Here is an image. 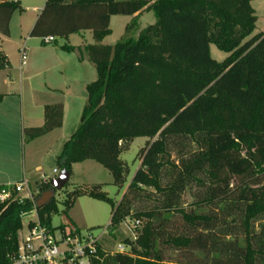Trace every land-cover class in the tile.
Returning a JSON list of instances; mask_svg holds the SVG:
<instances>
[{"label": "trees", "instance_id": "16d2710c", "mask_svg": "<svg viewBox=\"0 0 264 264\" xmlns=\"http://www.w3.org/2000/svg\"><path fill=\"white\" fill-rule=\"evenodd\" d=\"M253 1L47 0L32 38L68 39L92 31L97 42L86 52L98 78L87 87L81 125L58 156L59 168L73 176L75 164L94 161L124 188L131 171L121 156L137 138L152 140L140 151L141 167L117 206L101 186L68 194L67 209L84 195L111 204L113 231L133 215L143 225L135 241H126L130 253L94 264H264V34L250 38L258 22ZM147 9L157 21L137 38L99 44L111 35L113 17ZM19 10V1L1 0L3 36H10ZM211 45L229 57L215 61ZM10 67L0 52V70ZM4 99L0 95V105ZM44 119L42 127L26 131L31 141L63 127V105L46 106ZM187 144L194 151L185 150ZM175 147L181 148L176 162ZM169 169L172 180L164 186ZM51 181L33 199L0 203V264H11L18 254L23 219L34 212L51 232L66 229L52 227L56 199L36 207ZM193 185L200 194L187 211L182 200ZM6 189L1 186L0 193ZM147 189L160 194L158 205L133 214L130 196ZM176 215L184 223L180 233L171 232ZM168 249L178 252L180 262L167 260Z\"/></svg>", "mask_w": 264, "mask_h": 264}, {"label": "rangeland", "instance_id": "374dc122", "mask_svg": "<svg viewBox=\"0 0 264 264\" xmlns=\"http://www.w3.org/2000/svg\"><path fill=\"white\" fill-rule=\"evenodd\" d=\"M19 1L21 10L17 11L12 18L10 26L11 38L3 45L6 51L11 54V60L15 66V70L12 71L15 84L14 87L10 89L14 95L7 98L4 105L0 107V182H6V179L13 182H23L26 179L29 183L30 191L25 189L24 192L20 194L21 197H24L28 196L30 193H32L33 196L37 195L42 183L51 181L60 175L62 170L57 164L58 156L62 153L63 144L70 140L72 135L79 129L82 111L74 108V112L67 115L64 129L56 132L51 138L36 139L35 141L29 139L28 133L26 132L27 130L43 126L42 123L34 120L31 121V116H38L39 108L34 109L28 102L31 89H37L36 87L39 86L40 79L37 78L27 82L25 86L27 102L25 103V109L22 111L21 99L19 96L21 76L26 74L31 75L35 72L32 70L29 71V68L26 66L21 69L20 49L25 40L30 39V30L37 18L35 9L42 8L45 0ZM150 1L153 4L158 0ZM252 7L255 11V16L258 18V22L256 24V30L250 38L259 34H264V0L253 1ZM156 21L157 19L150 9L142 13L139 21L140 24H137L138 21L135 20L128 28L127 25L129 20L126 16H115L113 17L111 25L112 33L106 38L105 44L108 46H115L118 42L125 41L132 37L137 38L142 30L150 25H154ZM141 25L144 27L143 29ZM65 45H70V42L65 39H57L56 43L49 46L47 50H44L45 48H42L41 41L33 39L31 42L26 43L28 58L30 60L32 50L36 51L39 47H41V52L45 53L48 49H60ZM211 56L215 61L222 63L229 57V54L219 50L215 45H211ZM29 60H27V63ZM33 97L37 100V105L39 106L40 104L49 102L45 94L33 92ZM148 142H152V140L148 138H137L131 143L130 149L121 156V159L128 164L131 171L124 188L115 185L112 173L94 161L75 164L73 166V176L71 177L69 185L65 187L63 191L56 193L55 199L58 203L59 212L53 216L52 227L59 228L63 225H67L71 219L81 232L86 233L91 231L96 237H102V247L109 255L112 252L118 251L119 247L122 244H126L127 240L132 242L135 241L138 232L143 227V225H141L139 227L140 230L136 229V216L133 215V217H130L121 225L119 230L113 231L109 228L114 211L111 204L95 200L88 195L78 197L70 209L66 208L65 202L70 192L78 190L87 192L97 186H101L102 192L111 198L115 206H117L128 193L129 185L139 170V167H141L142 161L140 158V151L147 146ZM186 147L187 149L185 150L188 151H194L195 149L194 145L189 146L187 144ZM180 149L181 148L178 147L172 148V160L174 162L178 161V151ZM55 171H58V173L55 174ZM172 173L170 169L167 170V174L163 179L164 186L172 180ZM199 194L200 189L196 185H193L183 196L182 205L187 211L193 209V203L197 201ZM160 198V194L156 193L154 189H147L146 194H140L137 198L131 195L130 199L133 202V214L155 208ZM208 211L209 210L204 209L200 212L207 213ZM37 220L36 212L23 219L24 228L20 232V240L23 241L26 237L29 224ZM171 221L172 233L183 232L184 223L180 215L174 216ZM104 233H106V235H104ZM130 251L131 248H128L126 253H130ZM166 258L168 261L180 262L178 252L174 250H166Z\"/></svg>", "mask_w": 264, "mask_h": 264}, {"label": "crops", "instance_id": "0c3cea01", "mask_svg": "<svg viewBox=\"0 0 264 264\" xmlns=\"http://www.w3.org/2000/svg\"><path fill=\"white\" fill-rule=\"evenodd\" d=\"M9 1H13V0H9ZM46 2L47 0H45L44 6L42 8L35 9L37 13L36 21L38 17L40 16L41 12L43 11L46 5ZM141 15L142 13L137 14L135 16H126L127 19L129 20L127 28L135 20L138 21L137 24L138 23L140 24L139 21H140ZM112 20L113 18L111 19V25H112ZM34 25L32 26L30 30V34L34 28ZM111 25H110V28H111ZM141 28L143 29L144 27L141 25ZM10 38H11V31H10L9 37L3 36L0 33V52L6 55V57L8 58L11 64V67L9 69L0 70V95L5 96V99L3 103L0 105V107L4 105L7 98H10L12 97V95H14L10 89H12L15 84V81L12 75V71L15 70V66L11 60V54L8 53L6 51V48H4L3 46L4 43ZM33 39L35 40L38 38H32L30 36V39H26L23 46L20 49V52L24 47L28 51L26 43L31 42V40ZM38 40L41 41L42 48H45L44 50H47L49 46L57 42V39L52 43H46L45 39L44 40L38 39ZM65 40L70 42V45H65V46L72 47L73 48L72 52H67L66 50H64L63 49L64 46L61 47L60 49L58 48L48 49V51H46L45 53L41 52V47L37 48L36 51L32 50L31 55H30V60L28 58L29 62L26 64V67L29 68L28 69L29 71L32 70L35 73L31 75L26 74V75L21 76V87H20L19 96L21 99L22 111L25 109V106H26L25 103L27 102L26 89H25L27 82L31 80L33 81L34 79H37V78L40 79L39 80L40 83L38 82L39 86L36 87L37 89H34V88L33 90L31 89V92L29 95L30 99L28 98L29 99L28 102L31 104V106L34 109L39 108L38 116H34V115L31 116V121L34 120L44 125L45 123L44 111H45L46 106L62 104L64 107L63 127L37 140H40L43 138H51V136H54L56 132L63 130L66 124L67 115L69 113L74 112V108L80 109L83 112V109L86 106L87 101H88L87 87L93 82H95L98 78L96 66L95 64L91 62L86 52V48L88 46L97 44L94 38L93 32L85 31L80 34L72 35L68 39H65ZM105 40L99 44L108 46L107 44H105ZM33 92L45 94L47 101L49 102L40 104V106L37 105L38 102L33 97ZM68 141H66L63 144V147ZM73 171H74V167H73ZM17 183H20V182H13L9 179H6V182L5 181L0 182V187L14 185ZM69 223L73 226L75 225L76 227H78L75 224V222H73L71 219L69 220Z\"/></svg>", "mask_w": 264, "mask_h": 264}, {"label": "built area", "instance_id": "2783aa9c", "mask_svg": "<svg viewBox=\"0 0 264 264\" xmlns=\"http://www.w3.org/2000/svg\"><path fill=\"white\" fill-rule=\"evenodd\" d=\"M46 43L54 42V38L45 39ZM28 60L27 49L21 50V68L25 67ZM58 171H55L57 174ZM25 189H29L27 180L9 185L8 189L0 193V203H5L12 199L23 201L33 199V194L21 197L20 194ZM14 193H17L13 197ZM35 226L27 230L26 237L20 240L18 254L12 258L11 264H94L95 260L103 261L108 256L117 253H126L130 248L122 244L118 251L110 255L102 247V237H96L93 232H81L77 227L67 224L65 230L51 232L48 228L42 227L39 220L33 222ZM140 223L135 222L136 229ZM106 235V233H104Z\"/></svg>", "mask_w": 264, "mask_h": 264}, {"label": "water", "instance_id": "95a60500", "mask_svg": "<svg viewBox=\"0 0 264 264\" xmlns=\"http://www.w3.org/2000/svg\"><path fill=\"white\" fill-rule=\"evenodd\" d=\"M1 2V0H0ZM72 174L66 169L62 170L60 175L51 181L52 189L45 192L39 200L36 202L37 209L48 206L53 199H55L56 193L61 192L69 184Z\"/></svg>", "mask_w": 264, "mask_h": 264}]
</instances>
